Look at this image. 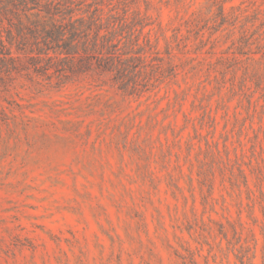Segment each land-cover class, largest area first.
<instances>
[{
	"label": "rangeland",
	"instance_id": "rangeland-1",
	"mask_svg": "<svg viewBox=\"0 0 264 264\" xmlns=\"http://www.w3.org/2000/svg\"><path fill=\"white\" fill-rule=\"evenodd\" d=\"M103 2L175 75H0V264H264V0Z\"/></svg>",
	"mask_w": 264,
	"mask_h": 264
},
{
	"label": "trees",
	"instance_id": "trees-1",
	"mask_svg": "<svg viewBox=\"0 0 264 264\" xmlns=\"http://www.w3.org/2000/svg\"><path fill=\"white\" fill-rule=\"evenodd\" d=\"M103 5V0H0V75L26 72L48 84L54 79L56 87L84 78L104 85L107 77L125 96L147 92L162 78L174 77V69L165 71L157 56L147 62L155 47L148 37L139 43L143 17L136 12L127 22L126 11L119 15L109 3L105 12ZM184 120L190 122L187 116ZM197 175L211 190L212 172L199 170ZM238 175L246 183L240 168Z\"/></svg>",
	"mask_w": 264,
	"mask_h": 264
}]
</instances>
